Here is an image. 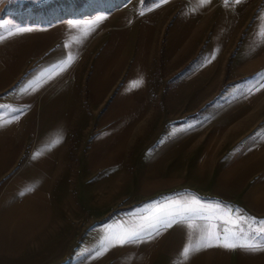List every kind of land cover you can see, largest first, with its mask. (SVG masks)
I'll return each mask as SVG.
<instances>
[{"label": "crops", "instance_id": "1", "mask_svg": "<svg viewBox=\"0 0 264 264\" xmlns=\"http://www.w3.org/2000/svg\"><path fill=\"white\" fill-rule=\"evenodd\" d=\"M18 1L25 4L0 0V264H264V0H166L140 19L134 0L121 11L129 29L118 35L116 14H85L87 4L54 10L53 0H44L36 15L26 4L31 0ZM177 5L172 28L186 25L191 38L195 24L211 21L218 8L224 20L250 28L238 57L252 78L239 89L230 120L242 136L251 135L246 145L223 154L217 168L237 173L232 192L205 181L185 184L186 161L175 146L137 155L142 165L134 166L142 176L121 180L119 174L133 171L125 161L132 125L115 132L110 119H75L85 105L78 77L86 42L96 50L101 41L95 35L108 30L106 44L115 29V63L118 40L132 53L139 29L157 36ZM64 10L76 17L53 20L54 11ZM104 77L103 91L111 92L114 85ZM89 95L93 107H102L91 87ZM189 160V170H213L197 153ZM130 233L137 234L132 242H118ZM225 234L261 249L216 244ZM205 239L213 246L185 259L184 249Z\"/></svg>", "mask_w": 264, "mask_h": 264}, {"label": "rangeland", "instance_id": "2", "mask_svg": "<svg viewBox=\"0 0 264 264\" xmlns=\"http://www.w3.org/2000/svg\"><path fill=\"white\" fill-rule=\"evenodd\" d=\"M11 1L15 0H6L7 3ZM131 1L134 0H53L52 6L55 10L69 4L75 7L87 4L85 14L98 12L107 17L116 14L117 23L122 25L117 26L118 35L129 29L123 26L128 19L121 15V11ZM164 2L139 0V19L143 11ZM26 4L36 15L45 8L44 0H31ZM179 8L177 5L169 9L164 27L159 29L157 36L150 29L148 32L139 29L132 53L126 54L128 46L118 40L114 46L119 55L115 63L110 54L114 52L111 44L115 29L109 31L106 44L103 39L108 30L95 35L97 42L101 41L96 50L94 45L88 46L86 42L84 74L78 77L81 79L79 85L84 88L85 105L78 108L75 119H110V129L115 132L128 131L132 125V140L125 161L128 166L133 164V171L119 174L121 180H127L130 174L134 180L142 176L138 168L142 160L136 162L137 155L152 157L163 148L175 146L180 149L182 160L186 161L182 170L185 184L191 180L205 181L216 191L232 192L235 187L231 185V179L234 180L237 173L217 168L223 154L246 145L249 138L248 134L242 136L239 125L230 119L236 118L239 89L249 84L252 78L248 75L252 69L242 66L238 57L250 28H238L236 22L224 20L218 8L211 21L195 24L191 38L186 25L172 28ZM53 13V20L76 17L75 12L65 10ZM136 20L134 17V22ZM125 37L123 34V39ZM105 70L108 71L106 74ZM107 75L111 79L109 86L114 85V88L111 87V92L108 88L105 93L103 90L108 82L104 76ZM90 87L93 97L102 100V107L91 105ZM249 95L252 99L251 93ZM144 104L146 106L142 107ZM250 113L253 114L252 109ZM138 115L142 119H134ZM118 142L120 145L121 141ZM87 145L88 142L86 149ZM192 153L199 154L200 163L205 162V167H213V170H189V155ZM211 154L214 160L206 162V156Z\"/></svg>", "mask_w": 264, "mask_h": 264}, {"label": "snow or ice", "instance_id": "3", "mask_svg": "<svg viewBox=\"0 0 264 264\" xmlns=\"http://www.w3.org/2000/svg\"><path fill=\"white\" fill-rule=\"evenodd\" d=\"M165 2H166V0H165ZM237 2H239V0H237ZM141 14H143V13H141ZM18 31H27V30L18 29ZM0 38H2V37H0ZM29 190H31V189H29ZM228 211H229V213L231 212V210H228ZM232 223L234 225L238 226L237 221H232ZM261 223H264V222H261ZM168 226H170V224ZM227 232H228V230L225 229V233H227ZM136 235H137L136 233H130V234L125 235L122 238H120L118 240V242L119 243L132 242ZM232 235L234 236L235 233H233ZM215 243L222 245L225 248H235V247L239 246V247H242V248H245L248 250H252V251H255L257 249H261L260 245H254L251 243H240V244H238L235 240L230 239L227 234H225V236L222 240L220 239L219 235H217L216 239H215ZM211 246H213V242L211 240L205 239V240H203V242L197 243L194 246L190 245L189 247H186L184 249L183 255H184L185 259H187L193 252L199 251V250H201V248H206V247H211ZM261 250H264V249H261Z\"/></svg>", "mask_w": 264, "mask_h": 264}, {"label": "trees", "instance_id": "4", "mask_svg": "<svg viewBox=\"0 0 264 264\" xmlns=\"http://www.w3.org/2000/svg\"><path fill=\"white\" fill-rule=\"evenodd\" d=\"M148 2V0H146Z\"/></svg>", "mask_w": 264, "mask_h": 264}]
</instances>
